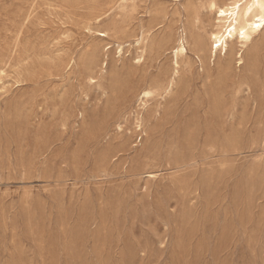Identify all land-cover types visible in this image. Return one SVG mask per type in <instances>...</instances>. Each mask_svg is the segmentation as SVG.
<instances>
[{
  "label": "rangeland",
  "instance_id": "374dc122",
  "mask_svg": "<svg viewBox=\"0 0 264 264\" xmlns=\"http://www.w3.org/2000/svg\"><path fill=\"white\" fill-rule=\"evenodd\" d=\"M207 1L0 0V264H264V30L177 60Z\"/></svg>",
  "mask_w": 264,
  "mask_h": 264
},
{
  "label": "bare ground",
  "instance_id": "6f19581e",
  "mask_svg": "<svg viewBox=\"0 0 264 264\" xmlns=\"http://www.w3.org/2000/svg\"><path fill=\"white\" fill-rule=\"evenodd\" d=\"M228 1L231 3L217 4L214 0H209L200 7L196 5L188 10V25L182 28V34L179 36L178 45L175 48L177 60L178 57L186 56L188 53L187 36L193 39L196 55L204 58L211 56L216 59L218 52L226 56L229 53L230 45L238 43L244 46L250 43L255 35L264 30V0ZM205 10L215 16L212 25H204L201 21L200 14ZM102 35L103 37L107 36L103 33ZM203 39L207 41L204 49ZM119 48L120 53H122L123 47L119 46ZM238 58L241 64L242 55H238ZM176 65H178L177 62ZM153 95L152 91L143 93L146 99L153 97Z\"/></svg>",
  "mask_w": 264,
  "mask_h": 264
},
{
  "label": "snow or ice",
  "instance_id": "6c2138e0",
  "mask_svg": "<svg viewBox=\"0 0 264 264\" xmlns=\"http://www.w3.org/2000/svg\"><path fill=\"white\" fill-rule=\"evenodd\" d=\"M223 15V13H221Z\"/></svg>",
  "mask_w": 264,
  "mask_h": 264
}]
</instances>
